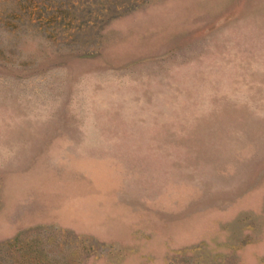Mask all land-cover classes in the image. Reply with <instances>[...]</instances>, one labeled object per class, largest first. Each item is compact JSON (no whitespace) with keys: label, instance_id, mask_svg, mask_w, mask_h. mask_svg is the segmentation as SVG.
I'll return each instance as SVG.
<instances>
[{"label":"rangeland","instance_id":"rangeland-1","mask_svg":"<svg viewBox=\"0 0 264 264\" xmlns=\"http://www.w3.org/2000/svg\"><path fill=\"white\" fill-rule=\"evenodd\" d=\"M0 264H264V0H0Z\"/></svg>","mask_w":264,"mask_h":264}]
</instances>
